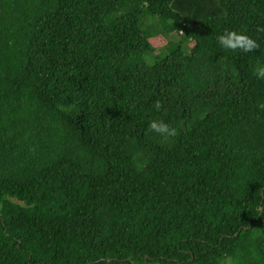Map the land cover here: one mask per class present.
I'll return each mask as SVG.
<instances>
[{
    "label": "trees",
    "instance_id": "trees-1",
    "mask_svg": "<svg viewBox=\"0 0 264 264\" xmlns=\"http://www.w3.org/2000/svg\"><path fill=\"white\" fill-rule=\"evenodd\" d=\"M259 66L264 0H0V264H264Z\"/></svg>",
    "mask_w": 264,
    "mask_h": 264
},
{
    "label": "clouds",
    "instance_id": "clouds-1",
    "mask_svg": "<svg viewBox=\"0 0 264 264\" xmlns=\"http://www.w3.org/2000/svg\"><path fill=\"white\" fill-rule=\"evenodd\" d=\"M218 44L229 50L242 49L245 52H251L259 47L258 42L251 36L243 32L235 30H227L218 36ZM255 74L258 78L264 79V66H259L255 69ZM150 129L161 136H170L175 134V129L169 128L168 124L160 121L153 120Z\"/></svg>",
    "mask_w": 264,
    "mask_h": 264
}]
</instances>
